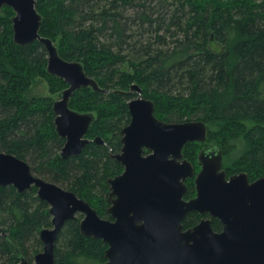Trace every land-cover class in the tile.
Masks as SVG:
<instances>
[{"label":"trees","instance_id":"1","mask_svg":"<svg viewBox=\"0 0 264 264\" xmlns=\"http://www.w3.org/2000/svg\"><path fill=\"white\" fill-rule=\"evenodd\" d=\"M39 32L59 54L82 63L100 87L75 90L69 106L93 112L88 142L77 155L61 156L64 138L54 124L53 95L67 87L47 72V52L35 40L13 41V10L0 9V151L26 161L31 171L84 198L103 217L106 179L122 171L112 157L120 130L130 121L127 102L137 93L167 122L201 120L207 139L222 148L223 167L264 173V0H36ZM43 78L49 95L28 97ZM206 139V140H207ZM194 142L183 148L195 167ZM229 172V173H228ZM187 186V194L195 191ZM81 214L68 220L55 243V264H104L107 245L80 233ZM200 220L189 213L184 227ZM49 205L36 187L18 192L0 186V264H17L11 244L28 264L42 250L39 231L51 227ZM212 226L220 230L217 219Z\"/></svg>","mask_w":264,"mask_h":264},{"label":"water","instance_id":"2","mask_svg":"<svg viewBox=\"0 0 264 264\" xmlns=\"http://www.w3.org/2000/svg\"><path fill=\"white\" fill-rule=\"evenodd\" d=\"M35 4L36 0H0V9L8 6L14 12L13 41L22 45L38 40L47 52V72L66 83L52 111L55 130L65 140L61 156L77 155L88 142L101 139L87 137L95 115L72 109L70 97L81 87H100L81 62L63 58L56 44L40 34L42 15ZM132 90L137 95L127 102L130 121L120 130V150L112 155L123 170L105 182L106 211L112 219L100 217L72 191L35 175L26 161L0 151V186L13 185L18 192L34 186L49 205L52 225L39 231L43 247L34 255V264H55L58 235L78 213L80 233L107 245L104 264H264V173L253 181L245 171L227 176L218 144L197 152L196 172L183 148L206 142V124L160 120L140 87L132 84ZM189 178H194L195 195L186 199ZM191 212L208 216L185 228L183 221ZM212 219L218 220L220 230L213 228ZM11 245L17 264H28Z\"/></svg>","mask_w":264,"mask_h":264},{"label":"rangeland","instance_id":"3","mask_svg":"<svg viewBox=\"0 0 264 264\" xmlns=\"http://www.w3.org/2000/svg\"><path fill=\"white\" fill-rule=\"evenodd\" d=\"M46 95H49L48 85H47L46 81L41 77H36L31 83V86H30V89H29L27 96L30 98V97H34V96H46ZM53 98L56 99L57 95H53ZM194 143H196V142H194ZM212 143H217V142H215L212 139H207L205 144H201V143L197 142V144H195V151L198 152V150L202 146H204L206 144H212ZM224 168H225V164H224ZM199 169H200V167L195 162V171L198 172ZM233 173H236V172H230L229 174H233ZM193 179L194 178L188 179L186 181V185L187 186L190 184L194 185ZM193 189L195 190V187ZM194 193H195V191H192L191 194H187L186 198H190V197L194 196ZM29 264H34V259H32Z\"/></svg>","mask_w":264,"mask_h":264},{"label":"flooded vegetation","instance_id":"4","mask_svg":"<svg viewBox=\"0 0 264 264\" xmlns=\"http://www.w3.org/2000/svg\"><path fill=\"white\" fill-rule=\"evenodd\" d=\"M120 137H121V135H120ZM207 141V140H206ZM198 143H200V142H198ZM206 143V142H205ZM205 143H201V144H205ZM212 144H217V143H212ZM122 145V144H121ZM207 145H210V144H206V145H204V146H202L201 148H203V147H206ZM219 145V144H218ZM121 148V147H120ZM200 148V149H201ZM199 149V150H200ZM120 150V149H119ZM198 150V151H199ZM224 158V157H223ZM197 164V163H196ZM121 165V164H120ZM222 168L224 169V167H223V162H222ZM122 170H123V167H122ZM225 170V169H224ZM226 171V170H225ZM122 172V171H121ZM236 173H238V172H236ZM234 174V173H233ZM226 175H227V172H226ZM231 175V174H230ZM227 176H229V175H227ZM189 179H192V178H189ZM188 180V179H187ZM186 180V181H187ZM250 180V179H249ZM255 180V179H254ZM250 181H253V180H250ZM106 194V193H105ZM194 195H195V193H194ZM107 201V200H106ZM107 203H108V206H109V202L107 201ZM78 214H80V213H78ZM77 215V214H76ZM82 215V214H81ZM200 215V218H202V217H207L208 215L207 214H204V215H201V214H199ZM101 217V216H100ZM112 219V218H111Z\"/></svg>","mask_w":264,"mask_h":264}]
</instances>
